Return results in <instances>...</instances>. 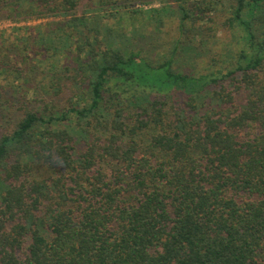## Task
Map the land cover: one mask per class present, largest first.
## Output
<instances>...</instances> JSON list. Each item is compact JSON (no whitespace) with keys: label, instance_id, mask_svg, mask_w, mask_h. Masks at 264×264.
<instances>
[{"label":"trees","instance_id":"trees-1","mask_svg":"<svg viewBox=\"0 0 264 264\" xmlns=\"http://www.w3.org/2000/svg\"><path fill=\"white\" fill-rule=\"evenodd\" d=\"M117 13L175 17L162 59ZM30 18L0 33V264H264V0H0Z\"/></svg>","mask_w":264,"mask_h":264},{"label":"rangeland","instance_id":"rangeland-1","mask_svg":"<svg viewBox=\"0 0 264 264\" xmlns=\"http://www.w3.org/2000/svg\"><path fill=\"white\" fill-rule=\"evenodd\" d=\"M82 1L81 4L79 5L78 9H77V13H81L83 7L85 6V4H83ZM158 3L157 2H153L151 4H140L138 2V4H135V7L138 8H142V9H147L151 6H157ZM126 7H118L117 11H120L121 9H124ZM110 12V11H109ZM120 13V12H119ZM145 17L141 16V14H136L134 16H123L121 18V15L117 13V15H114L113 17H110V22L111 23H116V22H121L122 25H128L127 30L130 29L129 24H134L137 28H139V32H138V36H136V39L134 40V50H141L142 51V55L147 57L148 60L150 61H159V59H162L164 51L167 47V44H169L173 39L176 38V25H177V20L175 19L174 16H169L166 20L165 23L163 24V26H161L160 28L155 29L153 24L151 25H147L146 24V20L144 19ZM53 19L51 18H40V19H36V18H30V19H26L23 21H19V22H13L10 20H2L0 21V33H2V36H4L5 38L8 39V41H13L15 44H18L21 42L20 40H22V38L25 36V30L24 28L27 26H38L39 28H49L50 24L53 25ZM224 21V16L222 14V12H219L216 14L215 16V28L217 29V32L219 33L218 35H223L225 33V29L224 26L222 24V22ZM40 25V26H39ZM116 27L119 26V24L115 25ZM205 35V33H202ZM200 37V36H199ZM197 36V40L200 39ZM3 38V37H2ZM202 39H205L202 38ZM198 46L201 47L199 45V42H197V46L194 45V51L191 52L192 56H198L197 58V62L201 63L205 60L206 57L205 54L206 52H203L204 49H201L199 51ZM197 47V48H196ZM39 57V56H36ZM31 60V59H30ZM29 60V61H30ZM28 61V62H29ZM51 63H53L51 61ZM34 62L31 61V65H33ZM40 68L37 70H34V72L31 73V79H29V85L30 86H35L37 87V91H41V89L39 88L38 85H36V82L38 80H42L43 77H45L46 75H48V72H50V70L52 69V67L49 66H44L42 65L39 66ZM47 71V72H44ZM48 80V79H47ZM45 80V81H47ZM34 87V88H35ZM129 91V89H128ZM128 91L125 93V95H129ZM29 97L30 96H35L33 95V91L28 93ZM240 100L242 101L243 98ZM239 100V101H240ZM2 113H5L6 115L4 116V119L0 120V127H3L5 125H7L6 120L8 121H12L14 120L15 115H13L10 112H7L5 110H2ZM13 122V121H12Z\"/></svg>","mask_w":264,"mask_h":264}]
</instances>
